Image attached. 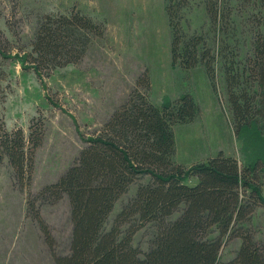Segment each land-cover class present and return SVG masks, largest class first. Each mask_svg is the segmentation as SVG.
Returning a JSON list of instances; mask_svg holds the SVG:
<instances>
[{
	"label": "trees",
	"instance_id": "trees-1",
	"mask_svg": "<svg viewBox=\"0 0 264 264\" xmlns=\"http://www.w3.org/2000/svg\"><path fill=\"white\" fill-rule=\"evenodd\" d=\"M194 0H167L173 32L172 63L185 70L204 65L213 87L217 55L203 34L185 29ZM253 1V2H252ZM264 20V0H244ZM211 28L225 37L221 54L237 133L264 116V27L257 31L252 54L244 62L230 42L232 0H202ZM106 24L77 7L69 13L47 14L39 22L32 51L24 57L39 77L79 63ZM145 89V90H143ZM148 70L140 76L128 101L102 129L82 136L86 146L60 179L39 195L29 194L28 215L39 225L55 264H264V241L249 229L264 205L262 166H242L224 152L191 167L175 161L174 126L196 119L200 108L191 94L162 107L152 102ZM27 137L22 128L0 127V159L6 158L18 186L31 185L35 158L45 137V118L35 117ZM196 178L195 185L186 183ZM137 185L110 228L117 202ZM67 197L73 224L70 253L57 252V240L39 209ZM151 225L155 233L148 251L134 245V236ZM239 238L236 256L221 260L224 246Z\"/></svg>",
	"mask_w": 264,
	"mask_h": 264
},
{
	"label": "rangeland",
	"instance_id": "rangeland-1",
	"mask_svg": "<svg viewBox=\"0 0 264 264\" xmlns=\"http://www.w3.org/2000/svg\"><path fill=\"white\" fill-rule=\"evenodd\" d=\"M232 4L234 36L230 42L244 62L252 54L264 20H259L253 3L232 0ZM166 5L167 0H0V127L22 128L28 137L33 119L41 115L46 128L36 153L33 180L24 191L8 160L0 159V264H55L39 225L28 215V195H39L60 179L86 146L82 136L102 129L128 101L147 70L151 89L145 92L157 106L191 94L200 108L194 121L174 126L175 161L191 167L224 152L242 166L257 162L262 166L264 197V116L237 133L226 60L221 54L225 37L211 28L202 0H194L184 25L190 34H203L217 55L213 87L204 65L190 70L173 65V32ZM74 7L105 22L106 35L93 40L79 63L45 72L41 78L24 60L32 51L39 22L47 14L69 13ZM186 183L195 185L197 179ZM136 190L133 185L117 202L107 228ZM38 205L57 240V252L69 254L73 229L69 199L65 196L55 204L41 201ZM248 227L257 241H264V205ZM155 231L147 225L134 236V245L148 251ZM241 243L239 238L229 241L221 260L233 259Z\"/></svg>",
	"mask_w": 264,
	"mask_h": 264
}]
</instances>
